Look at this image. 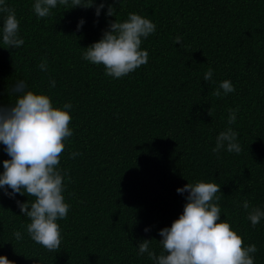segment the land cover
Listing matches in <instances>:
<instances>
[{
	"label": "trees",
	"instance_id": "trees-1",
	"mask_svg": "<svg viewBox=\"0 0 264 264\" xmlns=\"http://www.w3.org/2000/svg\"><path fill=\"white\" fill-rule=\"evenodd\" d=\"M4 2L19 21L24 44L6 48L7 14L0 13V108L15 102L19 94L12 90L23 81L26 91L49 96L55 108L72 105L73 135L64 141L58 165L67 173L62 194L70 205L57 221L60 248L49 251L31 240L30 220L17 201L33 198L10 197L5 186L0 256L13 264H153L138 253L139 243L152 240L159 255V232L179 218L189 195L177 189L203 181L221 185V221L245 246L255 244L254 264H264V218L255 227L247 218L252 208L264 211V0H94L92 7L71 9L69 0L45 18L34 14L35 0ZM129 13L151 20L156 31L142 38L147 64L113 78L83 53ZM45 59L47 71H41ZM209 69L212 80L205 82ZM225 80L235 91L214 96ZM229 109L237 110L232 125ZM228 127L238 133L241 152L214 153L216 137ZM74 152L80 154L71 158ZM9 159L0 143V175Z\"/></svg>",
	"mask_w": 264,
	"mask_h": 264
},
{
	"label": "clouds",
	"instance_id": "clouds-1",
	"mask_svg": "<svg viewBox=\"0 0 264 264\" xmlns=\"http://www.w3.org/2000/svg\"><path fill=\"white\" fill-rule=\"evenodd\" d=\"M91 3L82 0H71V8L92 7ZM69 6V0H35L33 11L37 18L51 15L57 6ZM104 4L96 8L100 15ZM0 13H6L2 28V42L6 48L16 49L24 44L19 37V21L15 13L0 0ZM107 15H113L109 7ZM84 21L77 25L79 30ZM156 25L149 19L136 13H129L128 19L115 20L109 24L103 37L86 48L83 59L95 65H103L105 74L113 78H121L147 64L148 52L141 49L142 38L146 39L155 33ZM181 43V38L174 41ZM38 67L47 71V61L43 60ZM213 71L204 74V81L212 80ZM55 87V81L51 82ZM17 93L14 103L8 108H0V143L5 146L9 160L3 161V174L0 175V188H10V197L15 194L27 195L32 202L17 205L23 216L29 218L28 236L35 243L49 251H57L61 245V229L58 220L67 217L70 205L65 203L63 192L67 173L58 168L60 157L65 149L64 141L73 135L69 124L72 120L68 109L72 105L66 103L63 109L53 107L49 96L26 91L23 81L17 82L12 90ZM235 91L228 80L219 84L213 92L220 97ZM236 111L229 109L228 124L236 122ZM211 116V108L209 109ZM238 133L231 127L216 137L214 153L222 149L229 153H240L241 146L237 142ZM80 153H70L75 158ZM177 192H188L183 213L170 228L160 230L162 239L159 244L162 251L157 255L151 250L152 240H143L138 245V253H147L153 264H254V254L258 251L255 244L245 246L243 238L238 235L228 222L221 221V208L218 201L221 185L214 182L188 183ZM245 210L250 204L245 200ZM248 220L255 227L264 218V211L252 208L248 212ZM149 229H145L147 232ZM16 240L23 237L20 231L13 233ZM0 264H13L6 256H0Z\"/></svg>",
	"mask_w": 264,
	"mask_h": 264
}]
</instances>
